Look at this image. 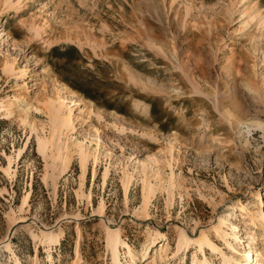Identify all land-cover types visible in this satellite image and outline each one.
<instances>
[{
  "label": "rangeland",
  "instance_id": "374dc122",
  "mask_svg": "<svg viewBox=\"0 0 264 264\" xmlns=\"http://www.w3.org/2000/svg\"><path fill=\"white\" fill-rule=\"evenodd\" d=\"M262 10L264 0H0V264H115L109 226L123 264L203 260L182 230L232 256L212 228L229 215L231 243L248 250L249 232H262L249 212L264 213ZM28 89L40 110L7 119L6 102ZM59 99L69 127L48 112ZM39 136L53 139L46 155ZM78 145L91 155L82 188ZM143 179H172L173 202L158 189L137 215ZM41 229L64 236L47 243Z\"/></svg>",
  "mask_w": 264,
  "mask_h": 264
},
{
  "label": "bare ground",
  "instance_id": "6f19581e",
  "mask_svg": "<svg viewBox=\"0 0 264 264\" xmlns=\"http://www.w3.org/2000/svg\"><path fill=\"white\" fill-rule=\"evenodd\" d=\"M264 11L262 10L263 15V23H264ZM15 66L14 65H8L5 70L7 73H15ZM20 68L16 71L17 73V79H21L20 76ZM21 88V87H19ZM30 89H28L23 95L20 97H17L15 99H10L8 102H6V106L2 104V106H5L6 108V117L13 118L16 117L18 111L21 109L23 110V113L25 115H28L30 112L39 111L38 108H33L30 103ZM60 101L58 103H55L54 105L48 109V112L50 114L51 120L53 125L55 124H63L65 127H69L70 125V119L67 117H62L61 110L63 106L66 105V99H59ZM28 117V116H27ZM10 120V119H9ZM53 146V139L46 136H39L38 137V151L46 155V152L50 149H52ZM70 146H67V153L71 150L69 149ZM70 150V151H68ZM76 152L79 155L80 162H81V171L82 174L80 176L81 179V188L84 186L86 173H87V164L88 160L91 157L90 152H88L87 149H85L83 146L78 145L76 146ZM69 154V153H68ZM67 154V155H68ZM54 156V155H53ZM55 159H60V168L62 173H66L69 169L71 157H61V152L58 155V157L55 155ZM98 159L95 157V164L97 163ZM109 175V170L107 168L105 175H104V181H106L107 177ZM133 176L126 174L123 180V186L125 188L126 194L129 191V188L132 183ZM151 183V182H150ZM147 182L146 179L142 180L143 184V204L142 207L136 212L137 215L144 214V216H148V208L151 204L152 198L155 196V192L158 189H165L169 196V202L172 203L174 200V190L176 188L174 182L169 180L167 185L159 184H150ZM163 183V182H162ZM253 207V206H252ZM254 206V210L249 212L248 222L249 226H260L262 230L261 233L259 232H249L248 234V250H245L243 253H240L237 247L233 246L230 239H233L234 241H238V236L235 233V225L230 223L231 221H237L234 215H229L227 218H220L219 222L213 225V229L217 235H219L226 245L233 251L232 256L225 255L224 251L220 249L211 239L209 234L205 231H202L199 237H196L192 239L190 235H187L185 230H182L179 243L182 245H186L187 247H190L191 245H195L198 249V252L202 253L203 260H199L197 255H194L193 257V264H212V262L207 258L206 255V248L211 249L214 252L220 253V255L223 258V264H264V248L258 247L259 244L263 243L264 238V213L263 211L258 207ZM104 211V206L101 205L98 209V213L102 217ZM107 222V221H106ZM108 223V222H107ZM231 227H228L230 224ZM108 225V224H107ZM108 227V226H107ZM230 228V231H229ZM107 234L109 237V244L110 248L112 249V258L115 264H123L120 259L121 252L119 251V247L121 245H125L124 240L120 237V233L118 229H112L110 226L107 228ZM167 234V233H166ZM165 233L159 234L157 237L151 238L150 240L153 242V246H157V244L167 239ZM64 236V233L62 234H55L54 232L48 231L47 229H41V239L44 240V242L47 243H60V239H62ZM46 243V244H47ZM128 247V246H126ZM4 248L8 249V251L12 252L10 243H6ZM79 251V247L77 248V252ZM128 256L131 258V260L134 262L136 258V251L132 249V247H128ZM238 255L239 257H237ZM17 257V256H14ZM255 258V259H254ZM38 260V259H37ZM15 264H22L21 262H16Z\"/></svg>",
  "mask_w": 264,
  "mask_h": 264
}]
</instances>
